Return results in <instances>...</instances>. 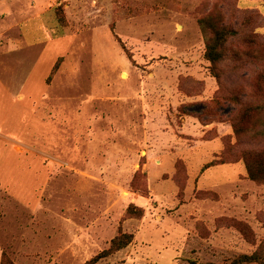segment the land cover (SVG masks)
Masks as SVG:
<instances>
[{"label":"rangeland","instance_id":"rangeland-1","mask_svg":"<svg viewBox=\"0 0 264 264\" xmlns=\"http://www.w3.org/2000/svg\"><path fill=\"white\" fill-rule=\"evenodd\" d=\"M207 14L237 33L220 85ZM254 33L264 39V0H0V264H85L121 233L132 242L97 264L252 254L264 185L241 152L262 145L236 144L228 99L255 97Z\"/></svg>","mask_w":264,"mask_h":264},{"label":"trees","instance_id":"trees-1","mask_svg":"<svg viewBox=\"0 0 264 264\" xmlns=\"http://www.w3.org/2000/svg\"><path fill=\"white\" fill-rule=\"evenodd\" d=\"M60 20L64 24L63 18L60 17ZM198 25L205 43L204 58L209 62L210 75L220 85L224 74L223 66L228 60L227 46L230 39L235 38L237 33L231 27L224 25L220 17L215 14L202 16L198 20ZM250 35L247 43L251 48H255L252 45L264 48V39L257 37L255 33ZM258 52L256 48L245 52V54L250 58L258 59L253 57V55H258ZM56 69L57 64L52 73ZM228 100L234 103V109L236 107V113L229 119V125L236 139V144L240 145L242 140H249L262 145L261 148L247 149L241 152L246 178L258 185H264V70L255 81V97L252 102L242 103L237 97H231ZM213 165V162H211L204 169ZM127 211L131 217H141L143 213L142 209L133 205ZM232 226L243 237L252 239L253 233L247 224L232 221ZM131 242L132 235L121 233L110 242L108 249L97 254L85 264H97L100 260L125 248ZM1 264L13 263L7 256H3ZM230 264H264V238L252 254L240 255Z\"/></svg>","mask_w":264,"mask_h":264}]
</instances>
